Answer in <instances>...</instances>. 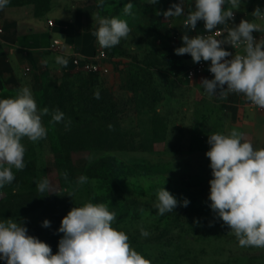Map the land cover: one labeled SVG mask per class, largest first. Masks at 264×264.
I'll return each mask as SVG.
<instances>
[{"label":"rangeland","instance_id":"rangeland-1","mask_svg":"<svg viewBox=\"0 0 264 264\" xmlns=\"http://www.w3.org/2000/svg\"><path fill=\"white\" fill-rule=\"evenodd\" d=\"M75 2L90 24L96 23L97 13L129 23L123 6L131 2L132 13L142 8L128 0ZM255 2L241 0L234 11L245 13ZM8 6L41 13L49 0H9ZM138 29L112 48L97 43L101 63L123 71L122 77L113 71L108 75L102 66L45 71L35 101L39 109H49L42 117L47 137L22 139L26 167L14 168L15 180L0 188V220L22 223L18 219L29 218L24 225L28 234L55 254L63 236L58 231L62 218L86 202L104 203L116 214L112 226L124 231L152 264H264V248L239 246L210 208L212 173L205 153L209 135L225 134L219 124L223 117L212 118L209 101L174 77L160 44L162 35ZM56 109L64 113V121L51 124ZM81 175L88 177L86 184L77 183ZM45 177L50 190L41 193L36 184ZM163 187L178 201L186 198L188 206L158 214L153 205ZM44 220L50 227L42 226ZM141 226L148 237L141 236Z\"/></svg>","mask_w":264,"mask_h":264},{"label":"clouds","instance_id":"clouds-1","mask_svg":"<svg viewBox=\"0 0 264 264\" xmlns=\"http://www.w3.org/2000/svg\"><path fill=\"white\" fill-rule=\"evenodd\" d=\"M158 2L150 0L153 5ZM226 3L230 5L227 10ZM8 4L9 0H0V10ZM240 5L241 0H195L194 10L187 13L185 27L192 31L203 21L208 34L191 37L184 34L183 46L174 51L178 56L190 55L194 63L211 62L208 70L213 78H202L200 83L208 95H217V90L221 97L228 93L243 94L264 110V38L257 41L253 36V32L264 33V27L245 19L228 27L229 21L235 19L234 10ZM132 9L133 4L126 3L124 15H132ZM184 14L182 0L162 13L165 18ZM252 14L264 18L259 7ZM95 21L98 27L92 35L101 48L119 45L131 32L125 19L102 17L97 13ZM218 25L226 26L225 39L217 38L222 34ZM224 45L243 48V54L234 55L225 50ZM55 59L57 64L67 67L66 58L57 56ZM96 98H99L98 93ZM48 114L47 107L38 108L28 87L19 89L14 98L0 99V188L15 180L13 167L16 170L26 167L22 139L27 137L37 142L47 137L42 117ZM63 121L62 111L56 109L51 113L49 123ZM207 143L210 148L205 155L212 173L208 195L211 210L228 226L239 246L264 248V148H255L235 129L228 134L213 133ZM64 176L67 179V172ZM87 182L88 177L84 175L77 180L80 185ZM36 187L41 193L49 191V179L43 178ZM156 195L157 202L153 206L160 215L173 212L178 205L187 207L189 204L186 198L178 201L164 187ZM115 219V212L104 203L89 201L81 207H73L61 220L58 231L63 236L55 254L47 243L29 235L23 223L0 220V260L5 264H152L131 246L124 231L112 226ZM42 226L50 227V221L44 220ZM139 230L142 237L150 235L142 226Z\"/></svg>","mask_w":264,"mask_h":264},{"label":"crops","instance_id":"crops-1","mask_svg":"<svg viewBox=\"0 0 264 264\" xmlns=\"http://www.w3.org/2000/svg\"><path fill=\"white\" fill-rule=\"evenodd\" d=\"M138 2L128 23L134 32H141L138 28H145L149 33L162 35L160 44L174 77L184 79L185 85L190 87L196 96L209 101L212 108V118L223 117L219 122L221 130L228 134L233 129L244 134V140L251 142L255 148H264V113L238 103L235 97L219 99L216 95H208L200 85L202 78H186V71L194 64L190 55L178 56L175 49L183 46L181 37L184 34L192 36L191 31L182 25L187 11L194 10L195 0H182L185 14L180 17L165 18L162 13L173 3L180 0H159L155 5L150 0H128ZM253 8H245V13L236 12L239 18L264 26V18L256 17L252 13L257 7L264 12V0H254ZM227 10V9H226ZM160 12L159 15L157 12ZM84 16L82 5L75 0H49V6L41 13H36L32 7L10 8L8 5L0 10V99H6L23 87H28L34 99L41 88L45 71L73 70L72 57L78 53L85 58H92L97 52V40L92 35L98 24H90ZM151 19V20H149ZM52 21V24L49 23ZM146 22V25H139ZM238 24L229 21V26ZM225 26V25H223ZM175 31L180 39L174 40ZM227 37L224 34L222 39ZM67 59V67L56 63V57ZM102 70L113 71L118 77L123 71L115 70L109 63H102ZM113 76V75H112ZM116 76V79H117ZM217 115V116H216ZM25 162V159H24ZM14 167L12 168V170ZM29 218L23 217L20 222L24 225Z\"/></svg>","mask_w":264,"mask_h":264},{"label":"built area","instance_id":"built-area-1","mask_svg":"<svg viewBox=\"0 0 264 264\" xmlns=\"http://www.w3.org/2000/svg\"><path fill=\"white\" fill-rule=\"evenodd\" d=\"M234 21L235 22H239L241 21V19L239 18V15L234 12ZM187 19V16L184 18L182 25L185 26L184 22ZM50 24H52V21H49ZM219 30H221L222 34L221 36L217 37L218 39H222V37L224 36L225 33H227L226 31H224L226 26L223 25H218L217 26ZM228 27H231L228 25ZM264 27V26H261ZM188 28V27H187ZM190 31L191 29L188 28ZM192 36H195L197 34H202V35H207L208 33L205 31L204 29V22L200 21L197 23L196 29L191 31ZM253 36L255 37V39L257 41H259L261 38H264V33L262 32H253ZM174 40H178L180 39V34L178 31H175L172 35ZM225 50L233 52V54H243V48L240 49H233L231 48L229 45H224ZM102 53L100 52H96V54L94 55V57L92 58H85L83 59L80 54L76 53L73 55L71 61L73 66L76 69L79 70H96L99 66H102L101 63V57ZM210 61H201L200 63H194L193 65H191L190 68L187 69L186 71V78L187 79H192L194 77H201V78H207V79H212L213 78V74L210 73V71L208 70L210 67ZM227 86L225 85V88ZM219 99H228V97H235L236 100L238 101V103L246 105L248 107H250L251 109H254L256 111H260L264 113V110H261L260 108H258L257 106H255L254 104H252L250 101H248L246 99V97L243 94H237V93H228L226 96L221 97V95L219 94V90H217V95H216Z\"/></svg>","mask_w":264,"mask_h":264}]
</instances>
